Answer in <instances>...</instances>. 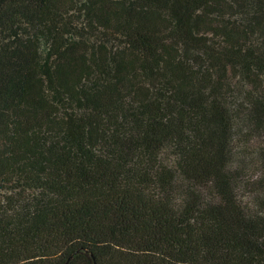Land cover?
I'll return each mask as SVG.
<instances>
[{"label": "trees", "instance_id": "obj_1", "mask_svg": "<svg viewBox=\"0 0 264 264\" xmlns=\"http://www.w3.org/2000/svg\"><path fill=\"white\" fill-rule=\"evenodd\" d=\"M0 264H264V0H0Z\"/></svg>", "mask_w": 264, "mask_h": 264}]
</instances>
